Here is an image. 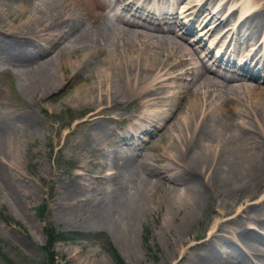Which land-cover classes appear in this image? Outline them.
Returning <instances> with one entry per match:
<instances>
[{
	"label": "bare ground",
	"instance_id": "bare-ground-1",
	"mask_svg": "<svg viewBox=\"0 0 264 264\" xmlns=\"http://www.w3.org/2000/svg\"><path fill=\"white\" fill-rule=\"evenodd\" d=\"M180 1L20 0L18 7L14 6L15 0H2L0 64L16 68L18 75L23 76L19 84L37 102L59 86L57 76L61 80L69 78V85L92 80L95 87L80 83L73 93L67 86L61 93L69 92L66 100L85 113L81 124L88 128V135L107 144L110 136L102 128V119L126 120L133 126L138 119L147 121L143 107L169 106V110L160 112L164 121L152 132L160 141L167 136L165 151L155 147L160 151L158 157L134 152L121 153L114 159L107 152L112 158L105 155L99 161L94 155L88 159L91 165H100L105 171L102 178L95 180V185L104 178L115 177L118 182L121 179L130 182V191L123 185L117 190L96 189L78 180L83 185L80 186L79 182L73 183L72 174L57 188V199L50 205V218L67 219L71 225L78 222L105 226L119 247L133 257L135 225L147 214L150 201L152 206L164 205L160 228L165 235L169 229L174 230L175 241L180 246L173 253L167 252L163 261L264 264V196L257 204H241L244 197L264 187V72L261 71L264 70L261 12L264 7L257 6L260 0L245 3L238 0L239 4L237 0H196L197 4L188 0L189 8L186 5L182 10ZM218 1H221L219 6ZM7 2L13 8L14 18H23V23L17 25L13 18L10 24H5ZM79 6L85 9L89 25L74 12ZM135 18L139 21H133ZM206 23L209 28L204 27L203 35L210 30L211 35L218 37L213 43L215 55L206 60L209 66L193 46L187 47L184 41L176 39ZM225 23L229 26L221 31ZM228 32L231 46H227L228 42L223 45ZM222 45L227 49L226 57ZM93 55L99 57L95 64L91 61ZM71 57L74 61L69 65ZM90 64L96 71L82 76L80 71ZM245 76L251 81L241 79ZM169 87L174 90L168 91ZM178 91L179 100L186 103L185 111L177 101ZM121 103L134 104L123 115L111 116ZM17 109L0 111V191L13 207L21 210L23 204L18 194H31L32 190L21 172L9 174L5 167L16 165L21 144L19 133L24 126H33L35 115L29 105ZM183 111L176 119V114ZM168 117L172 118L166 124ZM93 144L89 141L87 148L93 154L96 150L101 152ZM148 157L154 164L147 161ZM164 171L170 174L165 177L168 183L158 198L155 194ZM210 198L216 201L215 212L220 218L230 208L236 214L231 219L216 221L208 236L195 242L190 231L200 217L203 202ZM245 219L255 221L256 227L244 226ZM229 220L236 221L237 228H224ZM223 229L229 233L228 238L222 235ZM232 241L238 247L236 251L221 256L220 248ZM184 243L187 246L182 248Z\"/></svg>",
	"mask_w": 264,
	"mask_h": 264
},
{
	"label": "rangeland",
	"instance_id": "rangeland-1",
	"mask_svg": "<svg viewBox=\"0 0 264 264\" xmlns=\"http://www.w3.org/2000/svg\"><path fill=\"white\" fill-rule=\"evenodd\" d=\"M71 1L74 2V0ZM187 1L188 0L180 1L179 8L181 5L182 10L183 8H186ZM195 1L196 0L193 2L197 4V1ZM241 1L245 3L246 0ZM1 2L2 0H0V7H2ZM236 2L238 3V0ZM15 3L14 6L21 7L19 6L20 0H15ZM217 3V6H219L221 1H218ZM238 4L235 3L234 6L236 7ZM260 4L264 7V0H260V3H258L257 6ZM8 5L7 2L5 7L8 16L6 15V19H4L6 25L10 24L11 19L16 16L14 11L11 10L13 8ZM187 7L189 8L188 5ZM74 12L83 18L85 23L89 25L90 20L86 18L84 8L79 6ZM235 12L238 11L236 10ZM261 12L263 27V8L261 9ZM177 19L179 20V18ZM23 22V18H14V23L17 25ZM225 24L221 26L223 27L221 31H225L227 29L226 26H229L227 23ZM204 27H206L205 30L209 28L206 23L204 26L200 25L198 28L194 27L193 32L182 36L184 38L181 39L177 36L176 39H179V41L182 40L181 42L184 41L183 43H185L187 47L188 45H190L189 47L193 46L197 50L200 59L202 58V60L206 62V55L205 57L203 56L205 52L204 48L207 49L206 46L210 45V49L213 52L215 50L213 43L218 37L216 35H211L209 33L210 30L203 35ZM228 34L227 38L229 40L230 32ZM194 38L196 40L198 39V41L195 42ZM199 38L202 40L199 41ZM209 40L211 41L210 43L208 42ZM255 41L256 40L254 39L248 45ZM42 42L47 45L49 44L46 41ZM231 42L232 41L230 40V44L228 43V45H231ZM259 43L260 39L257 40L256 46ZM223 45L221 49L223 48ZM262 49L263 47L261 46V50ZM223 54H225L226 57L227 49L224 50ZM98 59L99 57L93 55L91 61L95 64ZM72 61H74L73 58H69V65H71ZM0 68V111H9L10 108L11 110L15 108L18 110L17 108H21L26 104L33 109L35 115V120L32 124L33 126H24L23 130L19 133L21 144L19 143L20 152L19 154L17 153V162L15 163L17 166L10 167L9 164L5 167L6 172L9 174L15 173L16 175H19L17 172H21V176L26 177L30 182L27 181V185L32 192L31 194H18V197L21 198L23 204L21 210H18L13 207L11 200L0 191V264H49L50 255H52V264H170L169 259L163 261L165 259L163 256L167 252L170 254L173 253L174 250L180 249V246L175 241L176 235L174 230L170 231L171 229H169V232L165 235L160 228L159 221L162 218L161 214L164 205L158 206L155 204V206H152L150 201H148V206L146 208L147 214L144 215L141 222L135 225V234L133 236L135 257H129L126 252L119 247L115 236L112 234L111 230L105 226H97L93 224L83 225L78 222L72 223L71 225L67 219H63L62 221L61 219L58 220L49 217L50 205L57 199V188L63 183V181L69 180V177H71L72 174L75 176V178L72 179V181H74L73 183L78 184L80 181L81 183L89 184V186L94 185L96 189L100 188L107 191L114 189L117 190L123 185L127 191L129 189L131 190L132 185L130 182H127L125 179H121V181L119 180L118 182L115 177L104 178L101 180L100 184H97L98 186L95 185V180L102 178L105 171L100 165H91L88 159H92L95 155L94 159L101 161L102 157L105 155L110 156L109 154H113V158L116 159L120 157L121 153L133 154L134 152H138V154L142 153L147 156L154 155V158L158 157L159 155L157 152L160 151L156 148L158 146L164 151L166 150V148H164L166 141L164 140L167 136H165V134V138L163 137L160 141L158 136L152 132L155 131V128L159 127L164 121L163 115L160 112L162 109L165 111L169 110V106L160 109L143 107L142 110L148 115L146 116L147 121L143 123L138 119L137 125L133 126H130L131 122L129 123L126 120L115 122L114 119H102V128L104 127L106 132L108 130L107 133L110 136L109 144H107L100 141L99 138L92 139V137L88 135V128L81 124L83 121L81 118L85 116V113H81L74 102L66 100L69 99L67 97L69 92L66 94L61 93L64 86L69 87L71 91L70 93H73L80 83L95 87V83L92 80H89L86 83L78 81L69 85V78L64 77L61 80V77L57 76V80L59 79L60 82L59 86L55 90L48 92L47 95H43L45 97L37 102L35 100L36 98L34 99L35 96L27 93L23 84H19V79L23 76L18 75L15 70L16 68H12L6 64L4 65L3 63L0 64ZM57 69L59 70L58 65ZM89 71L92 73L96 71L92 64H90V66L86 65V67L80 71V74L82 76H87V72ZM261 71L262 73L264 72V70ZM58 73L59 72L57 71V74ZM241 79L247 82L251 81L245 77ZM167 83L170 85L169 81ZM174 83H171V85ZM257 83L262 84L261 80H258ZM169 90L174 89L169 87L168 91ZM180 96L181 93H177V101L180 103L179 105L182 104L183 110L185 111L184 108H186V103L185 101L179 100ZM133 104L134 103H121L120 106H118V109L113 110L111 116L123 115L125 110L130 109ZM168 104L169 98L167 100V105ZM184 111L181 114L178 112V114H176V119L184 114ZM73 116L77 117V119L74 118L71 120L70 118ZM171 118L168 117L167 120H165L166 124L171 121ZM128 123L130 125H128ZM142 127L144 128L143 130H141ZM125 130H130V132H124L122 134V131ZM102 135H105V133ZM148 139H150V142H147ZM89 141H91L92 144L94 142L95 145H93L98 146L101 152L96 150L93 154V152L87 148ZM99 144L101 146H99ZM107 152H109V154H107ZM98 156H100V158ZM149 157L147 158V161L153 163ZM19 159L20 161H18ZM77 172H79L78 175L75 174ZM169 174V172L167 173L165 171L160 174L158 189L161 191L158 190L155 194L158 198L164 193L162 188L168 183L165 177H168ZM81 183L78 185L83 186ZM262 196H264V187L252 194L250 193L248 197H244L241 204H257L263 199ZM16 197L17 196H15V198ZM215 202L216 201L213 198L208 199L207 202H203L198 214V217H200L197 218L190 231V235L191 237L194 236L193 238L195 239V242L206 238L208 236V231L216 224V221L221 219H231L234 214H236V211L230 208L225 216L220 218L215 212L217 209ZM151 206L154 208L153 210L151 209ZM256 218L257 217H255V219ZM245 220L243 224L244 226L256 227L255 221ZM237 224L236 221L229 220L225 222L223 227L237 228ZM51 231L66 234L67 237H57L52 239L50 247L46 248V241L49 239ZM222 235L227 237L229 236V233L227 235V231L223 229ZM186 246V243H184L182 248ZM225 246L226 245L220 248L222 253L219 251L220 255H224V257L229 256L231 251L235 252V249L238 248L234 241L226 246L227 248ZM222 248L225 251H223ZM253 260L254 259L251 261L253 262Z\"/></svg>",
	"mask_w": 264,
	"mask_h": 264
},
{
	"label": "trees",
	"instance_id": "trees-1",
	"mask_svg": "<svg viewBox=\"0 0 264 264\" xmlns=\"http://www.w3.org/2000/svg\"><path fill=\"white\" fill-rule=\"evenodd\" d=\"M57 237H59V238H64V237H67V235H66V234H63V233L52 232V231H51L50 237H49V239H47L45 247H46V248H49L50 245H51V241H52V239L57 238ZM43 248H44V247H43ZM51 260H52V255H50V257H49V261H50L49 264H52Z\"/></svg>",
	"mask_w": 264,
	"mask_h": 264
}]
</instances>
